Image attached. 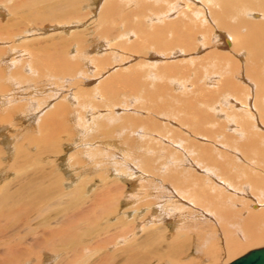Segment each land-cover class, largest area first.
I'll list each match as a JSON object with an SVG mask.
<instances>
[{
    "label": "bare ground",
    "instance_id": "obj_1",
    "mask_svg": "<svg viewBox=\"0 0 264 264\" xmlns=\"http://www.w3.org/2000/svg\"><path fill=\"white\" fill-rule=\"evenodd\" d=\"M120 1L82 32L91 0L0 1V249L22 243L7 264H209L264 246V0H145L151 15L125 13L124 34ZM92 28L105 52L90 58Z\"/></svg>",
    "mask_w": 264,
    "mask_h": 264
},
{
    "label": "rangeland",
    "instance_id": "obj_2",
    "mask_svg": "<svg viewBox=\"0 0 264 264\" xmlns=\"http://www.w3.org/2000/svg\"><path fill=\"white\" fill-rule=\"evenodd\" d=\"M1 2L2 1H6V0H0ZM17 1H20V0H17ZM85 1H87V0H84V2ZM129 0H127V2H128ZM142 2H138V1H131L130 3L128 2L127 3V8H129L128 10H126L125 9V7L126 6H122L123 8L122 9H125V11H123L122 13H121V15H119L118 17H117V24L116 25H114L115 26V28H116V30H113L112 32L113 33H116L117 31H118V29L121 27V30H119V32L120 33H122V34H124V32L126 31V29H127V25H126V23H125V21H124V19L122 18V16L125 14V13H129L130 11L132 12H136L137 11V8H138V6H140V7H142V6H146L145 5V3H146V1L145 0H141ZM121 3H123L124 4V1L123 0H121L120 1ZM125 2H126V0H125ZM13 3V1L12 2H8V5L10 4H12ZM91 6H93V7H91V9H90V14L87 16L86 15V17L87 18H85V20H83V22L79 25L80 26V32H82V30L83 29H85V27L86 26H84V24L85 23H87V25L90 23V22H92L93 24L95 23V20H96V18L98 17V16H96V15H98L99 14V8L102 6V0H91ZM99 5V6H98ZM101 5V6H100ZM1 7H3L2 5H0ZM83 6H85V4H83L82 5V9L81 10H85V7H83ZM151 6H153V5H149V6H146L148 9H147V11H146V14L147 15H151V12H152V9H150L151 8ZM99 7V8H98ZM93 10V11H92ZM186 11H188V10H186ZM0 12H3V11H0ZM82 14H83V12H82ZM183 16L181 15V18H182ZM146 17H141V16H138L137 15V17H135L134 18V23H139L140 24V26L143 28V29H145L146 31H150V30H152L153 31V27L156 25V23H150V22H148V21H146ZM178 19V18H177ZM188 18L186 17V19L185 20H187ZM85 21V22H84ZM165 21V20H164ZM166 21H168L169 22V20H166ZM165 21V22H166ZM118 23H120V24H118ZM121 23H123V24H121ZM131 25H133L132 27H136L137 28V26L135 25V24H131ZM99 29V28H98ZM91 30H93V31H91ZM85 31V30H84ZM100 32V31H99ZM98 32V30L96 29V30H94V28H92V29H90V32H89V30L87 31V33H85L84 34V38H85V46H86V48H87V57H93V54L94 55H96V54H98L97 53V49H101L102 50V52H105V47L104 46H102L101 48H99V46L97 47V45H100V44H104L103 42H105L104 40H100V38L102 37V34H101V32L99 33ZM130 32H131V29H130ZM99 34H101V35H99ZM121 34V35H122ZM95 35V36H94ZM98 36V37H97ZM93 37V38H92ZM116 37H114V38H110V39H112V41H116L117 39H115ZM113 39H115V40H113ZM121 39V40H120ZM126 42L128 45H131V44H129L130 42H133V44L135 43V42H137V41H141V42H143V39L141 38V37H139V36H136V37H128V36H124V37H122V38H119V40L118 41H116V42ZM129 42V43H128ZM96 45V46H95ZM91 50V51H90ZM168 50H170V51H168V53H171V49H168ZM22 51V50H21ZM93 51V52H92ZM108 51V50H107ZM102 52H100V54L102 53ZM88 53H90V54H88ZM107 54L106 53H104V54H101L100 55V57H102V56H106ZM134 56V55H133ZM137 56V55H136ZM135 56V57H136ZM146 56V55H145ZM144 56V57H145ZM149 56V55H148ZM146 57V59H144V57L143 58H140V59H142L143 60V66L144 67H147V69H154L155 71H157L158 70V67H156V66H158V64L159 63H157L156 61H153L152 60V58H149V57H151V56H149V57ZM127 57V59L129 60V58H128V56L127 55H125V58ZM137 59V58H136ZM13 60H16V58L15 59H13ZM183 60V61H182ZM131 61V65H133L132 63H134V61H133V59H130L129 60V62ZM187 60H185V59H181V57H177V58H175L174 57V59L172 60V62H171V64H178L180 67H182L183 66V63L184 64H187V62H186ZM168 62H170V61H168ZM168 62H166L165 61V63H168ZM175 62V63H174ZM136 63H138V61L137 62H135L134 64H136ZM156 65V66H155ZM116 66V67H115ZM126 67V62H125V65L124 66H122V67H118L117 65H114V66H112V67H110V70H109V68L108 69H105V71L106 72H101L102 70H100V69H97V71H99L100 72V75H99V73H97V75L94 77L93 75H91L90 76V78L88 77V79H86L85 81H84V85H86V86H84V87H86V90H91L92 88H94L98 83H100V81H102L103 80V77H104V80L106 79V77H108L110 74H114L115 72H117V71H125L123 68H125ZM21 68V67H20ZM0 69H4V68H0ZM123 69V70H122ZM22 70H23V73H25V74H27L25 71H24V68L22 67ZM114 70V71H113ZM6 72H7V70H6ZM94 73H95V71H93ZM102 73V74H101ZM90 74H92V73H90ZM109 74V75H108ZM102 75H104V76H102ZM91 79H93V80H91ZM93 81V82H92ZM96 81V82H95ZM92 82V83H91ZM163 82H165V80H163ZM94 83V84H93ZM95 83H96V85H95ZM92 85H93V87H92ZM176 86V85H175ZM90 87V88H89ZM14 93V92H13ZM31 93L32 92H30V94H28V96H30L31 95ZM170 94H175L176 96H179L180 94H181V91H178V90H175V87L173 86V88H172V91H170ZM8 95H11V93L10 94H8ZM43 96L45 97V98H47V97H49V92L47 91V92H45L44 94H43ZM11 97V96H10ZM98 102H100V101H98ZM23 104L24 103V101L23 100H19V102H16V105H18V104ZM84 108V107H83ZM86 108H84L83 109V114L84 115H86V110H85ZM89 109V108H88ZM173 109V108H172ZM96 111V110H95ZM168 111H170V110H167V111H165V112H168ZM81 112V111H80ZM101 113H104L105 111L104 110H101L100 111ZM19 115H17V117H18ZM17 117L13 120V122L15 123V122H17ZM71 123H76V122H78V119H71ZM75 121V122H74ZM1 139V138H0ZM3 141L5 140V139H2ZM6 151H8V148H6L5 149V152ZM64 152H69V148L68 147H66L65 149H64ZM65 154V153H64ZM67 155V154H66ZM65 155V156H66ZM64 156V155H63ZM77 156V155H76ZM65 159V158H64ZM57 161V162H56ZM56 161L53 163L54 164V166H57V171L59 170V172L61 173V172H63V177L67 180L70 176H69V173H67L66 172V163H65V160H59V159H56ZM49 167H51V164L49 163ZM65 167V168H64ZM59 168V169H58ZM65 175V176H64ZM97 183H99L98 182V180L96 181V184ZM125 186H126V188H127V192H130L131 190H132V188H128V182L127 181H124V183H123ZM93 185V184H92ZM93 187V186H92ZM139 189V188H138ZM137 189V190H138ZM86 197L88 198L89 196L86 194ZM99 200H101V198H98ZM41 204V203H40ZM124 207H125V205H124V203L122 202L121 204H120V207H117L116 208V210H118L119 211V214H122V212L124 211V210H121V209H124ZM121 208V209H120ZM190 212H193V210H189ZM110 217H107V216H102V217H100L99 219H98V225L101 223V222H103V223H105V224H108V222H109V219ZM39 221V220H38ZM80 221H82V220H80ZM23 225H25V224H23ZM23 225H22V227H23ZM139 226V225H138ZM40 232V231H39ZM21 236H22V234H21ZM37 238L39 237V235L38 236H36ZM104 237H106L104 234H102V235H100L99 237H97L96 238V240L95 241H101V240H98V239H101V238H104ZM14 238H15V236L14 235H12V236H8L7 237V240H5L6 241V244L4 245V249H0V263H3V264H7V263H9V259L7 258V254H5V255H2L3 254V250H5V249H10V248H12V246H16V245H22V243L19 241V240H17V241H15L14 240ZM166 239L167 240H170L171 238H168V237H166ZM21 243V244H20ZM100 245H107L106 243L105 244H100ZM100 245H98V246H100ZM23 247V246H22ZM255 247H259V246H252V247H248V248H246L245 250H244V252L245 251H248V250H250V249H252V248H255ZM88 248H85V249H83V251H81V255L82 254H86V253H88V251H89V249H88V251L87 252H85L86 250H87ZM6 251V250H5ZM34 251H36V250H34ZM40 251V249H38L37 250V252H39ZM103 251H105V248H103ZM115 250H113V249H111L110 247H106V252L109 254V253H113ZM100 252V251H99ZM243 253V252H242ZM241 255V254H240ZM33 257H34V255H33ZM32 257V255L30 256V255H28L27 256V254H26V257H16L15 258V262L17 263V264H39L40 262V259L42 260L43 259V254H40L39 255V260H38V258L36 259V258H33ZM35 257H37V256H35ZM30 259V260H28V259ZM23 259H24V261H23ZM26 259H27V261H26ZM35 259V260H34ZM162 260H159V259H152V260H150L147 264H167L168 262H170V263H172V264H176V262H174V261H169V260H167V259H164V258H161ZM234 259V258H233ZM232 259V260H233ZM231 260L230 259H228V260H221V259H218V260H216V261H214L213 263H209V264H226V263H228V262H230ZM180 263H182V264H184V262H180ZM188 264H193V262H189L188 261Z\"/></svg>",
    "mask_w": 264,
    "mask_h": 264
},
{
    "label": "water",
    "instance_id": "obj_3",
    "mask_svg": "<svg viewBox=\"0 0 264 264\" xmlns=\"http://www.w3.org/2000/svg\"><path fill=\"white\" fill-rule=\"evenodd\" d=\"M226 264H264V246L252 248Z\"/></svg>",
    "mask_w": 264,
    "mask_h": 264
}]
</instances>
